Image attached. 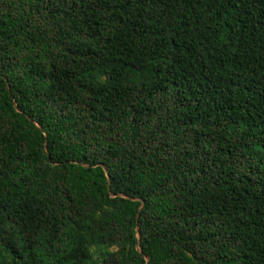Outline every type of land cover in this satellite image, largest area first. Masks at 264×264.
<instances>
[{"label":"trees","instance_id":"trees-1","mask_svg":"<svg viewBox=\"0 0 264 264\" xmlns=\"http://www.w3.org/2000/svg\"><path fill=\"white\" fill-rule=\"evenodd\" d=\"M0 264H264V0H0Z\"/></svg>","mask_w":264,"mask_h":264}]
</instances>
